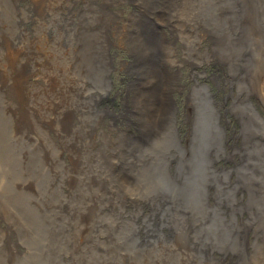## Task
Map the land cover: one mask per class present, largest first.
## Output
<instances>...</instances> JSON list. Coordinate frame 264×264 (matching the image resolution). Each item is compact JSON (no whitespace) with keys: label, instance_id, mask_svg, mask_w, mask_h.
I'll return each mask as SVG.
<instances>
[{"label":"rangeland","instance_id":"374dc122","mask_svg":"<svg viewBox=\"0 0 264 264\" xmlns=\"http://www.w3.org/2000/svg\"><path fill=\"white\" fill-rule=\"evenodd\" d=\"M262 78L264 0H0V264H264Z\"/></svg>","mask_w":264,"mask_h":264},{"label":"bare ground","instance_id":"6f19581e","mask_svg":"<svg viewBox=\"0 0 264 264\" xmlns=\"http://www.w3.org/2000/svg\"><path fill=\"white\" fill-rule=\"evenodd\" d=\"M147 24V23H146ZM151 26H153V25H151ZM149 62V61H148ZM149 66V65H148ZM155 68V67H154ZM156 69V68H155ZM155 72L153 73L154 75H156L157 76V74H158V70H154ZM158 77V76H157ZM98 78V77H97ZM254 80V79H253ZM97 82V81H96ZM252 82H254V81H252ZM196 83H198V82H196ZM201 85V84H200ZM256 87V86H255ZM204 89L205 90H208V87L207 86H205L204 87ZM258 93H259V97H260V100L262 101V98L261 97H263L264 96V78H262L261 80H260V86L258 87ZM198 95V94H197ZM201 95V94H200ZM208 97V96H207ZM209 99V98H208ZM206 100V102L208 103V109H209V112H210V114H208V110L206 111V112H204L203 111V103H202V101L204 102L205 101V97H202V99L201 100H198V98H197V96H195L194 97V106L196 107V109H197V113H196V118L200 115V114H205V117H207V118H209V121H210V123L211 124H215L216 126H217V128H219V132H220V143H218L219 144V146H221V138H222V136H221V132H222V128H221V126H220V122H222L223 121V116L224 115H222L221 114V111H220V109H221V104L219 103V102H216L214 99H216L215 97L213 98H211V99H209V100ZM167 100V101H166ZM217 100H218V98H217ZM166 101V102H165ZM219 101V100H218ZM199 102V103H198ZM162 103H165V104H167L168 106H170V107H173L172 106V99H171V97L169 96V97H167L166 99H165V97L162 99ZM262 103H264V101H262ZM218 107V108H217ZM103 108H107V107H105V106H102L100 109H103ZM205 119V118H204ZM222 120V121H221ZM196 123V122H195ZM194 137V134L192 135V138ZM191 138V137H190ZM217 141V140H216ZM189 143V142H188ZM195 144V143H194ZM193 146V145H192ZM215 146L216 145H214L213 146V149L215 148ZM197 147V146H196ZM201 147V146H200ZM205 148V147H204ZM218 149H220L219 147H217V149L215 150V153H214V156H216V153L218 152ZM192 150H194V149H192ZM196 150V149H195ZM194 152H196V151H194ZM212 155V154H211ZM194 158V157H193ZM196 158V157H195ZM200 158V157H199ZM216 158V157H215ZM210 159V158H209ZM197 160V159H196ZM198 161V160H197ZM195 162V161H194ZM202 164V163H201ZM199 165V164H198ZM211 165V164H210ZM199 167V166H198ZM210 168H211V166H210ZM201 170V169H200ZM199 170V171H200ZM198 177V176H197ZM196 180V179H195ZM182 186V185H181ZM192 186V185H191ZM186 191V190H185ZM188 191V190H187ZM186 193V192H185ZM190 193V192H189ZM194 194V193H193ZM212 224V223H211ZM226 230V229H225ZM224 230V231H225ZM222 232V231H221ZM223 235H225V234H222L221 236H223ZM146 239V238H145ZM226 239V238H225Z\"/></svg>","mask_w":264,"mask_h":264},{"label":"water","instance_id":"95a60500","mask_svg":"<svg viewBox=\"0 0 264 264\" xmlns=\"http://www.w3.org/2000/svg\"><path fill=\"white\" fill-rule=\"evenodd\" d=\"M189 175H192V174H189ZM171 180H172V181H169V182H170V185H169V186L174 187V186H175L174 181H176V180H173V178H172ZM184 186H186L187 188L184 187ZM181 188H182V190H189V189L191 190V189H192L191 186H188V185H183V186H181ZM187 201H188V200H187ZM166 209H168V207H167ZM166 213H167V211L162 212L161 215H160V217H159V219H157V220H158V222L156 223L157 227H158V226H159V228H160V227H163L162 224H161V220H162V218H163L162 216H163L164 214H166ZM165 218H166V220H167V218H168V213H167V216H166ZM165 218H164V219H165ZM166 220H165V221H166ZM165 221H164V222H165ZM160 229H161V228H160ZM160 229H159V230H160Z\"/></svg>","mask_w":264,"mask_h":264}]
</instances>
